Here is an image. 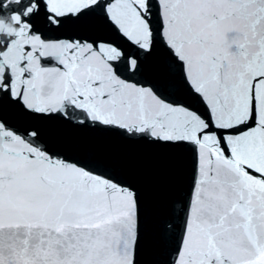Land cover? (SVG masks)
I'll return each instance as SVG.
<instances>
[{"label":"snow or ice","instance_id":"obj_1","mask_svg":"<svg viewBox=\"0 0 264 264\" xmlns=\"http://www.w3.org/2000/svg\"><path fill=\"white\" fill-rule=\"evenodd\" d=\"M0 264H264V0H0Z\"/></svg>","mask_w":264,"mask_h":264}]
</instances>
